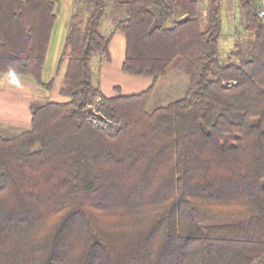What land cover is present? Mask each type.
<instances>
[{"label": "trees", "instance_id": "trees-1", "mask_svg": "<svg viewBox=\"0 0 264 264\" xmlns=\"http://www.w3.org/2000/svg\"><path fill=\"white\" fill-rule=\"evenodd\" d=\"M59 66L68 98L0 135V264H264L263 0H237L242 33L219 59L210 0H110L123 15L122 71L151 77L107 95L90 60H110L107 0H71ZM55 0H0V73L43 88ZM183 96L147 110L157 77ZM118 90V86L114 87Z\"/></svg>", "mask_w": 264, "mask_h": 264}, {"label": "rangeland", "instance_id": "rangeland-1", "mask_svg": "<svg viewBox=\"0 0 264 264\" xmlns=\"http://www.w3.org/2000/svg\"><path fill=\"white\" fill-rule=\"evenodd\" d=\"M209 2L210 0H201L200 3L199 12L203 26L207 21ZM55 3L56 22L53 28V44L49 49L46 72L42 73V80L45 82L52 80V83L50 87L44 88L42 92L39 90L37 95L32 97V99H37V106L48 101H62L68 98L60 91L63 84V67L59 66L58 60L62 38L66 36L64 34L65 26L70 19L69 12L71 11L69 10H71L72 2L70 0H55ZM122 15L123 12L115 8L110 0H107L100 30L103 34L111 36L110 60L104 61L98 52L93 53L90 60L92 83L99 86L107 95L118 92L122 94L137 93L144 90L151 81L149 76L132 75L120 69L124 57L125 39L121 32L112 33V29L115 19L121 18ZM219 18V59L221 62H225L234 40L240 38L239 35L242 33L237 0H222L219 5ZM175 62L176 59L169 64L163 76L157 77L147 103V110L152 111L157 106L165 105L184 95L190 78L187 74L175 69ZM8 75L0 73V135L4 137L29 128L31 118L26 110L29 100L25 98L24 94L27 89L30 90V86L27 88L20 76L10 77ZM116 86L119 87L118 90L114 88Z\"/></svg>", "mask_w": 264, "mask_h": 264}, {"label": "crops", "instance_id": "crops-1", "mask_svg": "<svg viewBox=\"0 0 264 264\" xmlns=\"http://www.w3.org/2000/svg\"><path fill=\"white\" fill-rule=\"evenodd\" d=\"M70 9L71 10H69V11H72V5H71ZM69 15H71V12H69ZM55 22H56V20H55ZM68 22H69V20L67 21L66 26H65L66 27L65 32H64L65 35H66V31H67ZM54 25H55V23H54ZM53 28H54V26H53ZM116 32H119V31H116ZM52 33H53V29H52V32H51L50 41H49V44H48V47H47V51H46L45 63H44V67H43L42 73H45L46 72V68H47V64H48L47 57H48V53H49L50 46L52 47V44H53V36H54V33L53 34ZM64 40H65V37L62 38V46L64 45L63 44L64 43ZM62 46L60 48V54H61V51L63 49ZM59 58H60V56H59ZM58 62H59V60H58ZM120 69H121V66H120ZM63 71H64V69H63ZM6 74H9L8 76H10V77H12V76H20L21 77V81L24 82L27 85V88L30 86L29 87L30 90L27 89V91L24 94L26 96L25 98H27V100H29V104L27 105L26 110H27V113L31 117V114H32L33 109L37 106V104H36L37 103V101H36L37 99L36 98L32 99V97H34L35 95H37L36 93H38L39 90H40V92H42L44 90V88L41 85H39L33 78H31L29 76L27 77L25 75H16V74H10V73H6ZM29 80H30V83H28Z\"/></svg>", "mask_w": 264, "mask_h": 264}, {"label": "built area", "instance_id": "built-area-1", "mask_svg": "<svg viewBox=\"0 0 264 264\" xmlns=\"http://www.w3.org/2000/svg\"><path fill=\"white\" fill-rule=\"evenodd\" d=\"M264 5L262 4V6H261V9L259 10V15L263 18V20H264Z\"/></svg>", "mask_w": 264, "mask_h": 264}]
</instances>
